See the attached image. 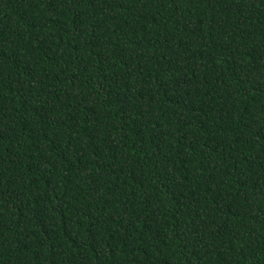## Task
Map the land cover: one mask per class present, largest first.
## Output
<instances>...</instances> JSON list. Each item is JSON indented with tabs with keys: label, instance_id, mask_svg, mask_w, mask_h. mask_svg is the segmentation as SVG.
I'll return each instance as SVG.
<instances>
[{
	"label": "trees",
	"instance_id": "1",
	"mask_svg": "<svg viewBox=\"0 0 264 264\" xmlns=\"http://www.w3.org/2000/svg\"><path fill=\"white\" fill-rule=\"evenodd\" d=\"M0 264H264V0H0Z\"/></svg>",
	"mask_w": 264,
	"mask_h": 264
}]
</instances>
